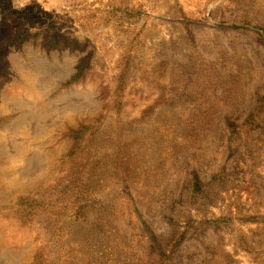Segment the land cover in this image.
I'll return each instance as SVG.
<instances>
[{"label":"rangeland","instance_id":"1","mask_svg":"<svg viewBox=\"0 0 264 264\" xmlns=\"http://www.w3.org/2000/svg\"><path fill=\"white\" fill-rule=\"evenodd\" d=\"M162 261L264 264V0H0V264Z\"/></svg>","mask_w":264,"mask_h":264},{"label":"trees","instance_id":"2","mask_svg":"<svg viewBox=\"0 0 264 264\" xmlns=\"http://www.w3.org/2000/svg\"><path fill=\"white\" fill-rule=\"evenodd\" d=\"M204 187H205V185L198 179V177L196 175H194V179H193V182L191 184L192 194L194 196H201V195H203V193H204ZM79 196H81V195H77L75 197L77 199V202L78 203H75V201H72L71 202V204H74V205H72L73 208L71 210L74 212V214L72 215V217H77V218H80L81 219V218H84L85 217L84 211L87 209V206H83V205L79 204L80 203V200L83 198V197L79 198ZM75 198H73L72 196H68V199H75ZM85 201L86 200L84 199L83 202H85ZM44 209H47L48 212H50L53 215H56L59 219H61V217H63L62 215L66 212L65 207H60V206H57V205H47L46 207L43 208V210ZM169 222L171 224H174V222L172 220H169ZM144 227H145L146 232L150 236L151 243L154 246H157L158 247V243H157L156 236L153 234V232L147 226H144ZM158 250H161V249L158 247ZM159 264H164V263L162 261Z\"/></svg>","mask_w":264,"mask_h":264}]
</instances>
